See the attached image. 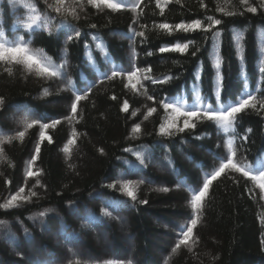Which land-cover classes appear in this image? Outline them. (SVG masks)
<instances>
[{
    "label": "trees",
    "instance_id": "trees-1",
    "mask_svg": "<svg viewBox=\"0 0 264 264\" xmlns=\"http://www.w3.org/2000/svg\"><path fill=\"white\" fill-rule=\"evenodd\" d=\"M112 2L123 7L66 0L72 12H59L49 0H0V45L42 50L59 73L0 61V264H264V181L251 178L264 171V0ZM33 10L41 23L27 30ZM193 20L208 30L160 27ZM177 43L188 50L159 51ZM248 95L256 107L227 131L187 118L194 127L160 134L185 119L161 100L191 111ZM230 156L251 175L226 169L194 210L193 195ZM124 182L135 199L119 190ZM18 193L26 199L2 207Z\"/></svg>",
    "mask_w": 264,
    "mask_h": 264
},
{
    "label": "snow or ice",
    "instance_id": "snow-or-ice-1",
    "mask_svg": "<svg viewBox=\"0 0 264 264\" xmlns=\"http://www.w3.org/2000/svg\"><path fill=\"white\" fill-rule=\"evenodd\" d=\"M88 2L91 4H97L98 2L103 3L107 7L114 9V10H119L121 7H123L122 4L113 3L112 0H88ZM247 2H248V0H241L242 4H247ZM157 4L159 6V0H157ZM133 7H136V4H133ZM247 10L250 12H255L256 8L248 7ZM57 11H59V8H57ZM212 23L215 25H219V24H221V21L220 20H213ZM25 27H31V25H25ZM92 27H95V25H93ZM160 27H162L163 29L169 30L170 32L174 30V31L184 32V33L194 32V31H197L200 29H203L205 31L208 30L207 28H204V26L202 25L200 20H193L190 23L181 22L179 24H176L174 26V29L169 24H163ZM209 27H211V25H209ZM80 35H81L80 32H76L77 37H79ZM140 35H143V33H140ZM216 35H219V33H216ZM68 39L72 40L73 37L69 36ZM188 47H189L188 44L177 43L170 48L169 47H161L159 49V51L161 53L166 52V51L185 53L188 50ZM36 55H41V58L37 59ZM193 55H196V53L194 52ZM48 59L49 58L42 56V50H37V54L30 55L29 50L25 46L16 45L15 47L5 48L3 45H0V61H14L16 63H24V64H26V66L29 70L32 69L33 65H36V66H38L41 74L55 77L59 73H58V71L55 70L56 66L50 65L48 63ZM219 67H220V62L218 59L217 63H216V68L219 69ZM261 71H262V73H264V69H262ZM135 74H136L135 72L128 73L129 78H131ZM112 75L116 76V75H119V73L113 72ZM168 79H169L168 77H165L164 81L166 82ZM153 83H156V81H153ZM221 91H222V77L217 76V79L215 81V95L218 98L221 94ZM80 99H82V97L80 95H77L76 100L79 101ZM148 99L151 100V99H153V97L149 96ZM253 100H254V97L251 95H248L247 98L241 97L238 102L231 104V105L223 106L220 109L213 108L211 106H204V105L195 106L194 105L193 107L195 108V110H191V111H181L180 108L175 107L172 103H166L164 100H161L160 103L164 109H170L171 108V109H173V112L176 114L177 117L183 116V117H185V119H184V127L183 128L178 127L177 124L175 123V120L168 122L166 125L161 124L160 125V134L161 135H172L173 131L183 132L186 128L194 127L195 125L193 123H190L189 119H187V118L206 119L209 121H214L217 124L221 125L227 131L230 127H232L233 123L237 120L238 115L240 113L246 111L248 108H255L256 107V105L253 103ZM0 103H2V100H0ZM261 106L264 107V104H262ZM72 110H73V112L76 111V104L75 103L72 104ZM148 111H149V113H152L153 111H155V109L150 108ZM58 122L59 121H53V123L51 125L44 124V125H42V128L54 127L55 124ZM139 131H140V125L137 124L133 127V132H139ZM19 135L21 137H23L24 133L21 132V133H19ZM43 137H44V133L41 132V138L43 139ZM48 139H49V142H51V138L49 137ZM231 146H232V142L230 141L229 142V149H231ZM39 150H40V144L38 143L36 145V152L39 153ZM64 150L67 152L68 148L65 147ZM233 155H234V153H233ZM36 159H37V156L33 155L32 161H35ZM228 168H232L236 171H242L245 176L251 175V173H249L248 171H245L243 168H240L238 165L234 164L232 161V158L230 156L226 162L220 164L219 168H217L212 173L211 176H209L207 179L204 180L203 186L199 189L198 192H196L193 195L192 207L194 210L199 208L201 201L206 197V194L208 192V189L211 185L212 180L219 177L221 175V173H224L225 170ZM35 174L36 173L31 171V169H29V171L26 173V175L29 177L33 176ZM251 178L253 180L264 181V171H260L258 176L253 175ZM37 183H39V181H37ZM260 187H261V189H264V182H262L260 184ZM166 190L167 189H165V191ZM20 191L23 192V189H21ZM124 191H126L128 197L135 199L133 190L129 186L125 185ZM32 195H35V193H32ZM18 197H19V193L17 195L13 196L2 207L10 208V207L15 206V202L17 201ZM19 198L20 199H26V197H19ZM41 215H43V213H41ZM196 225H197V220L195 218H193L191 220L190 224L187 226V230L183 231V240L181 241L182 243L187 244L189 242V238L193 234V228Z\"/></svg>",
    "mask_w": 264,
    "mask_h": 264
},
{
    "label": "rangeland",
    "instance_id": "rangeland-1",
    "mask_svg": "<svg viewBox=\"0 0 264 264\" xmlns=\"http://www.w3.org/2000/svg\"><path fill=\"white\" fill-rule=\"evenodd\" d=\"M49 1H50V2H53V5H54L55 10H57V8H59V12H60V11L72 12L71 8H70V9L67 8L66 0H49ZM38 19H39V17H37L35 21H37ZM140 78H141V76H140V74H139V75L133 77L132 79H133V81L137 84V83H138V80H139ZM125 185L129 186V187L132 189L133 184H132V182H124V183H122V184L119 186V190L127 195L126 191H124V186H125ZM132 190H133V189H132ZM134 192H135V191H134ZM134 192H133V193H134ZM134 195H135V194H134ZM124 224H125L126 226L128 225V223H127L126 221L124 222ZM182 229H183V230H182V232L180 233V235L183 236V231H184L185 227L182 226ZM166 236H167V235L161 234V237L158 236V241H160V242H161V241L164 242V240H166ZM104 241H105V240H104ZM124 241L126 242V244L128 243L127 236L124 237L123 242H124ZM130 241H131V240H130ZM125 242H124V243H125ZM102 249H103V248H102ZM111 249H112V246H111L110 243H106V244H104V250H108V251H110Z\"/></svg>",
    "mask_w": 264,
    "mask_h": 264
}]
</instances>
